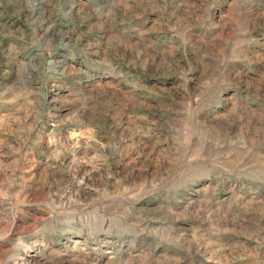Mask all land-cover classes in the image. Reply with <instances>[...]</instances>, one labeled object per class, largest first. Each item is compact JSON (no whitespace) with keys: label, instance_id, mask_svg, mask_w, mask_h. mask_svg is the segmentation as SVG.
<instances>
[{"label":"rangeland","instance_id":"1","mask_svg":"<svg viewBox=\"0 0 264 264\" xmlns=\"http://www.w3.org/2000/svg\"><path fill=\"white\" fill-rule=\"evenodd\" d=\"M0 264H264V0H0Z\"/></svg>","mask_w":264,"mask_h":264}]
</instances>
